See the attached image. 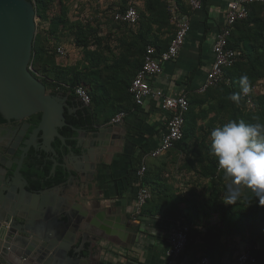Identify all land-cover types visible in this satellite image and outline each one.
Returning a JSON list of instances; mask_svg holds the SVG:
<instances>
[{"label":"trees","instance_id":"obj_1","mask_svg":"<svg viewBox=\"0 0 264 264\" xmlns=\"http://www.w3.org/2000/svg\"><path fill=\"white\" fill-rule=\"evenodd\" d=\"M75 1L35 0L36 16L40 20L37 23L32 64L36 76H42L43 80H40L53 90L67 94L71 92L76 96L75 89L84 87L91 97V105L86 108L88 121L99 126L110 122L122 111L129 113L140 106L133 100L130 86L144 63L147 47L155 46L158 54L167 49L174 38L176 25L172 22L171 1L176 3L182 14L192 16L194 10L189 0H145V7L138 10L140 19L133 26L117 21L114 14L118 9L113 8L108 18L113 31L102 35L100 24L94 27L90 20H73L70 17V5ZM126 7L127 0H121L119 10ZM208 9V0H204L200 11L207 13V19ZM204 25L203 39L209 31L206 20ZM43 27L45 32L42 31ZM115 30L121 34L116 32L117 43L111 46ZM68 40L80 48L83 56L76 64L64 65L57 60V49L61 42ZM228 47L240 50L241 55L231 66L224 68V81L209 86L204 92L193 90L186 93L189 110L185 115L183 135L171 148L181 155L186 171L196 172L211 181L210 193L207 196H199L192 190L186 192L190 196L182 192L172 193L160 180L151 179L147 167L141 186L150 188L152 198L147 201L142 214L150 209L148 213L152 215L161 214L187 225L192 248L190 252L193 254L194 250H202L192 262L208 256L213 264H221L223 248L227 245L222 238L233 235L245 241L243 248L248 246L256 259L253 264H264V205H260L258 198L246 187L234 204L225 203L219 198L222 197V190L227 191L228 184H224V181L228 177L219 169L217 159L210 150V133L215 127L229 120L264 123V92L256 90L251 93L254 106L250 107L240 83L242 76L247 77L248 87L264 80L263 4L251 5L249 16L235 22L228 38ZM195 71L194 68L187 76L188 82L192 81ZM233 94L239 97L235 101L230 98ZM37 115L35 121L39 122L41 114ZM4 122L0 113V123ZM145 155L146 152L142 150L132 159L134 170L142 166ZM59 168L55 177L38 189L63 183L67 173L62 167ZM215 215L220 216L219 224L210 222ZM202 224L206 226L205 234L201 235L202 243H195L200 234L197 227Z\"/></svg>","mask_w":264,"mask_h":264},{"label":"crops","instance_id":"obj_2","mask_svg":"<svg viewBox=\"0 0 264 264\" xmlns=\"http://www.w3.org/2000/svg\"><path fill=\"white\" fill-rule=\"evenodd\" d=\"M227 3L228 0H208V19L205 18L207 13L200 11L201 9L195 10L196 12L194 11L192 16L189 15L193 21L186 43L181 49L179 57L165 64L164 72L154 79L153 82L157 88L169 93L182 91L187 93L197 90L198 86L204 82L214 59L212 48L215 33L222 23ZM119 5L120 3H116L114 9L117 10ZM204 20L209 25L205 39H203ZM194 68L196 71L193 79L188 82L187 76ZM165 118L166 112L158 101H148L145 105L138 106L126 113L120 128L115 129L114 136L116 137L113 138V146L104 149L107 150L104 161L97 162L95 168L93 167L94 162L101 160L97 157L98 153L96 154L98 146L93 147L92 145L95 140V131H82L78 135L80 139L76 142L75 154L68 155L69 167L74 177L69 182L45 190L38 196L32 194L19 196L24 203L22 207L29 211L36 220L46 219L44 216L47 210L45 205L50 203L55 207H60L65 202L68 206L100 214L104 213V215L105 212L112 213L114 211V213L132 218L135 224H140V231L136 239L113 236L111 242L100 241V245L93 247V250L88 242L80 239V234H78L73 247L68 251L71 256L64 257L65 264L166 263L168 238L175 220L163 217L161 214L152 215L148 213L150 209L144 214H142L143 212L140 215L135 214V202L141 180L137 175V169L133 168L132 159L144 150L146 155L143 162L149 168L151 179L160 180L164 187L175 188L180 193L190 192L188 190L192 189V186L203 188L206 178L200 177L196 172L186 174L188 172H186V167L183 169V175L180 174L179 166L184 163V160L179 153L173 152V149L157 157L149 155V152L160 144L162 135L167 130ZM0 125L6 126L7 124L0 123ZM93 128L95 129V127ZM4 134L5 130L0 128V140L4 138ZM107 135L111 134L107 133ZM83 143L92 151L84 156L81 154V147H79ZM150 157L161 159L150 161ZM84 171L86 173H83ZM191 177L193 180H190ZM208 187L206 189L209 191ZM204 194L199 193L198 195ZM92 216L95 215L92 214ZM217 218H214L212 224L217 223L215 220ZM197 228L200 234L194 242L202 243L201 235L205 234V225H199ZM190 247V243H188L178 264H199V259L192 262L197 253L194 250L195 253L192 254ZM78 250H81V253H78ZM10 259L13 260L11 255ZM223 261L225 260L223 259ZM0 264L13 263L7 260V256L2 255ZM224 264L227 263L224 262ZM228 264H233V261Z\"/></svg>","mask_w":264,"mask_h":264},{"label":"water","instance_id":"obj_3","mask_svg":"<svg viewBox=\"0 0 264 264\" xmlns=\"http://www.w3.org/2000/svg\"><path fill=\"white\" fill-rule=\"evenodd\" d=\"M36 32V7L32 1L0 0V113L7 124L0 125L5 130L0 140V249L13 264H65L64 257L71 256L68 251L78 234L93 250L100 241L111 242L113 236L136 239L140 224L114 211L104 215L68 206L65 202L60 207L45 205V220H36L22 207L24 203L19 196H38L74 177L68 155L64 157L63 148L58 151L54 146L55 138L63 142L68 154H75L77 147L67 144L59 132L60 127L68 125L65 111L70 109L69 97L48 90L30 69ZM35 113H41V121L30 129V124L22 121ZM120 124L109 122L96 126L94 123L95 129L72 127L78 133L95 131L92 145L98 146L96 154L101 160L94 162V168L97 162L104 161L107 152L104 149L113 146L115 129ZM79 147L83 156L92 152L84 143ZM31 150L38 157L42 152L47 153L53 163L51 174L60 166L67 173L66 180L52 187L30 188L22 170Z\"/></svg>","mask_w":264,"mask_h":264},{"label":"built area","instance_id":"obj_4","mask_svg":"<svg viewBox=\"0 0 264 264\" xmlns=\"http://www.w3.org/2000/svg\"><path fill=\"white\" fill-rule=\"evenodd\" d=\"M35 5V0H30ZM204 0H189L192 10H199L203 6ZM263 4L264 0H228L226 12L222 19V23L215 33L213 43V62L207 73L204 82L197 88L198 92H204L209 86L215 85L225 80L224 68L231 66L236 58L241 55L240 50L228 47V38L231 35L233 26L236 21L245 19L250 14V6L253 4ZM138 0H127L125 10H118L114 14L117 21L125 22L130 25L136 24L140 19L137 9ZM36 7V5H35ZM172 13V22L176 25L174 38L167 49L157 54V49L153 45L147 47L144 63L133 79L130 92L136 104L143 106L148 101H158L161 108L166 112L165 123L167 130L163 133L160 144L149 152L152 157L165 154L170 150L176 141L183 135V126L185 123V115L189 110V100L186 92H165L161 88L154 85V79L164 72L165 64L177 59L180 51L186 43L190 33L192 24L189 14H182L176 3L171 1L170 7ZM69 51L66 47L60 46L57 49V60L61 61L68 55ZM30 69L34 72L31 61ZM256 85V86H255ZM256 87V88H255ZM256 90H264V80L258 81L249 87L247 93H243L247 98L250 107L254 106L251 93ZM76 96L85 106L91 105V97L87 90L78 86L75 89ZM126 116V112L118 113L112 120V123H120ZM220 169V168H219ZM147 165L143 162L142 166L137 170V175L142 180L145 177ZM152 192L146 186H140L137 192L135 202V214L140 215L147 201L151 199ZM168 248L166 250L165 264H178L181 254L185 251L188 243V226L181 221L175 220L168 238ZM2 251L0 249V258ZM256 263L255 257L251 254L249 247H244L237 256V264H253ZM199 264H213L208 256L201 258Z\"/></svg>","mask_w":264,"mask_h":264},{"label":"clouds","instance_id":"obj_5","mask_svg":"<svg viewBox=\"0 0 264 264\" xmlns=\"http://www.w3.org/2000/svg\"><path fill=\"white\" fill-rule=\"evenodd\" d=\"M242 91H249L247 77L240 79ZM237 100V94L230 97ZM210 150L218 167L230 178L225 203L237 202L246 187L264 205V123L229 120L210 133Z\"/></svg>","mask_w":264,"mask_h":264},{"label":"rangeland","instance_id":"obj_6","mask_svg":"<svg viewBox=\"0 0 264 264\" xmlns=\"http://www.w3.org/2000/svg\"><path fill=\"white\" fill-rule=\"evenodd\" d=\"M138 1L139 2L137 4V9L138 10L143 9L145 7V0H138ZM120 2H121V0H76L74 3L72 2V4L70 5L69 15L73 20L77 19V18H81L83 20L84 19L90 20L91 22L94 23V25H93L94 27H97L100 24L101 25V26L99 25L100 26V33H102V35H106L107 33L113 31L112 24H111V22L108 21V18H110L109 15L111 14L115 4L116 3L118 4ZM81 7H83V9H82L83 11L80 9ZM36 20L38 23L40 20L39 17L36 16ZM133 26H135V25H133ZM44 29L45 28L43 27L42 28L43 32H45ZM233 29H234V26H233ZM116 32H120V31L115 30V32L113 34L114 37L111 41V46H114L117 43V41L115 39ZM118 34H121V32ZM48 36H49L50 40H52V37L50 35H48ZM253 43L255 44V41ZM60 45L66 47L69 51L68 55L61 61V64H64V65L76 64L77 62L81 61L82 56H83L82 51L80 50V48H78L74 44V42L72 40L63 41V42H61ZM37 76L39 79L43 78L39 74ZM260 91L264 92V90H260ZM152 159H154V161H159L161 158L150 157V161ZM181 164H182V162H181ZM185 166L186 165H184V163L181 166H179L180 171H181V173L180 172L179 173L182 175H183V169ZM175 172L178 173L177 171H175ZM186 174H189V172H187ZM190 180H193V178L191 177ZM204 181H205V183H204L203 188L199 189V188H196L195 186H192L193 188L192 189L189 188L188 191L192 190L195 193L204 194L207 190L206 187L210 186V184H211V181H209V180L205 179ZM229 182H230V178H227L224 181V184H228ZM194 183L197 184L196 182H194ZM243 188L244 187H241L240 195H242ZM208 189H210V187H208ZM171 191H172V193L173 192H179V191L175 190V188H172ZM209 193H210V191L207 190V192L204 195L207 196ZM182 194H186V195L190 196L186 192L182 193ZM219 198L220 199L222 198L225 202L227 201L228 194H227V191H225V189L222 190V197L220 196ZM220 199H219V201H220ZM185 204H187V203H185ZM216 217H218L217 219H215L217 222L216 224H219L220 216H218V215L213 216V218L210 219V222L212 223V221ZM202 225H205V224H202ZM205 228H206V226H205ZM222 239L227 244L225 246V248H223L224 253H223L222 261H223V259L225 260V261H223V264H224V262H226L228 264L229 262H232V261H233V264H237V256L239 255V252L243 249V246L246 244L245 241L242 240L240 237L233 236V235H231V236L225 235V236H223ZM199 252L200 253L202 252V250L200 248L197 249L196 253L200 254Z\"/></svg>","mask_w":264,"mask_h":264},{"label":"flooded vegetation","instance_id":"obj_7","mask_svg":"<svg viewBox=\"0 0 264 264\" xmlns=\"http://www.w3.org/2000/svg\"><path fill=\"white\" fill-rule=\"evenodd\" d=\"M47 89L61 96L67 95L69 97L70 109L67 108L65 111L66 122L68 123V125H63L62 127H60L59 132L65 137V141L67 144L75 145L77 142V140H75V137H77L80 132L78 133L74 131L72 127L84 129H90L94 127L93 123L91 124L90 121H88L89 113L86 110L88 106H85L82 101L77 96L73 95L71 92L67 94L62 91L53 90L52 88H49V86H47ZM37 114L41 113H35L31 115L30 117L23 120L22 123L30 124V129L35 128V126L38 125L41 121V117L39 122L35 121V116ZM16 123L19 124V122ZM62 145L63 142L58 137H56L54 140V146L58 151H60V148L62 147L64 151V157H66L67 155H69L68 150L65 146ZM60 160H62V157ZM52 164L53 163L49 159V155L47 153L42 152L41 155L38 157V153L34 150H31L30 156L22 170L24 175L29 180L30 188L38 189L41 186L45 185L46 182L49 181L51 178L55 177V175L60 169V166L56 168L55 173L51 174ZM49 165L50 167L48 168ZM47 168L48 171L46 172Z\"/></svg>","mask_w":264,"mask_h":264}]
</instances>
